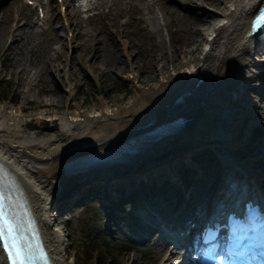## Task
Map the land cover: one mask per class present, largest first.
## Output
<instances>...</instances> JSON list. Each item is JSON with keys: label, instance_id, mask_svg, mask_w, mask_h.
Here are the masks:
<instances>
[{"label": "bare ground", "instance_id": "6f19581e", "mask_svg": "<svg viewBox=\"0 0 264 264\" xmlns=\"http://www.w3.org/2000/svg\"><path fill=\"white\" fill-rule=\"evenodd\" d=\"M16 1L0 0V5L10 2V9ZM46 1L48 3L50 0ZM159 1L61 0L58 6H65V12L61 13L65 28L75 33L80 21L75 22L74 19H79L85 8L87 11L96 10L97 17H104L111 11L115 14L116 9L128 8L151 21L158 11L154 4ZM163 1L158 6L162 11H169L171 5L179 9L185 4L191 9L188 34L192 39L200 38L201 47L196 54L190 50L184 51L176 64L175 57L169 53L171 51L161 52L159 65L155 67L157 79L153 83H145L141 73H136L130 62L129 72L123 76L130 90L127 100L123 101L122 97L108 101L100 96L89 108L78 102L71 110L67 105L61 111L56 109L60 105L52 99L38 101L55 108L50 118L58 121L59 128L48 134H40L33 129L25 131L28 117L24 114L26 106L22 102L0 103V162L14 175L25 196L51 264H71L64 249V235L58 227L60 216L56 209L51 208L56 204L57 194L65 182L74 175L61 170V166L87 153L112 150L132 141L131 153H121L117 160L76 173L92 172L97 177L96 182L112 188L113 180L122 177L120 174L129 176L136 171H147L149 174L144 179L150 180L147 188H150L151 196L142 200L145 205V213L141 212L144 228L138 231L144 238L155 235L158 227L164 230L171 225L180 226L184 220L193 221L200 216L208 217L209 213L216 215L226 208H235L243 195H252L251 189L260 195L264 191V159L261 164L259 157L252 155L250 143L254 133L259 131L255 126L263 123L261 119L264 116L261 104L264 98V28L258 31L252 29V20L264 6V0H207L218 5V9H210L200 0ZM103 8L108 11L104 12ZM88 19L91 21V18ZM4 20L3 13L0 24ZM21 29H25L29 36L33 34L26 24L8 27L7 35L11 42L23 38ZM16 30H19L18 34L14 33ZM96 39L94 36L97 44L99 41ZM74 42L75 36L70 40L75 49ZM77 47L81 48L76 44ZM122 52L121 62L124 63L123 60L129 58L125 51ZM168 64L172 68L167 67ZM87 66L94 71L91 63ZM44 67H50L52 72L53 66L48 59H40L34 74L26 82L28 87L24 91V98L29 97L28 92ZM71 84L68 82L64 90L69 100H74ZM34 115L43 116L44 113ZM178 117L181 121L175 129L142 137L145 132ZM61 137H65V140ZM260 139L263 141L262 136ZM200 148H212L215 152V161L208 168V173L204 174L205 182L200 181L208 187L206 190L196 187L197 182L192 178L187 180L188 183H183L177 174L178 162L186 155H196ZM216 162L223 164L222 171ZM165 164H169L170 168L167 175L177 177L181 187L184 185L191 190L189 194H183L182 202L178 200L180 193L175 187L168 184L167 190L160 183V180H164L156 170L163 167L165 170ZM190 164L199 166V162L194 160ZM237 173L251 174L252 182L242 176L245 181L235 183L230 176ZM129 181L123 180L116 185L128 186ZM115 194L119 195L118 192ZM213 195L218 201L225 199V202L217 203L215 198L212 199ZM153 228L155 231L151 232ZM165 237L156 244L157 254L173 238V233L167 231ZM174 254H177L176 250H167L163 261L172 264ZM0 264H6L1 251Z\"/></svg>", "mask_w": 264, "mask_h": 264}, {"label": "rangeland", "instance_id": "374dc122", "mask_svg": "<svg viewBox=\"0 0 264 264\" xmlns=\"http://www.w3.org/2000/svg\"><path fill=\"white\" fill-rule=\"evenodd\" d=\"M28 1L30 0H17L10 9V2L0 5V14L4 13L5 15L4 23L0 24V78L11 81L12 87L9 93L12 91V93L18 95L15 100L12 98V101L15 102L13 104L22 102L26 106L24 111V114L28 117V125L24 127L26 132L33 129L40 134H48L56 132L59 128L58 121L55 118H50L55 108L44 106L38 101L52 99L60 105V108H56L58 111L65 109L67 105L71 110L74 103L78 102L84 103V107L89 108L92 103H96L97 98L100 96L108 101L123 97V101H125L130 95V90L123 76L129 72L128 64L130 62L133 63V70L138 74L141 73L145 83H153L157 79L158 74L155 67L159 65L158 59L161 52L171 51L169 53H172L175 57L174 64H176V62H180V55L184 51L190 50L193 54H196L201 47L200 38L192 39L188 34L191 21L188 16H192L191 9L185 4L179 9L171 5L169 11H166L168 9L162 11L158 6L165 2L163 0L154 4L157 6L158 11L151 21L147 20L146 16L133 9L128 10V8L125 10L116 9L117 13L114 14V11H111L104 17L93 16L96 10L82 12L81 19H74L75 22L80 21L77 24V31L75 30L78 35L74 31L69 32L70 38L75 36L77 46H81V48H76L75 44L73 52L71 48H67L66 29L52 0L51 3H47L45 6L40 4L46 15L49 11L50 20L44 22L41 25L42 28L38 26L35 35L31 34L29 36V33H25V29H21L23 38L18 42L10 43L7 37L8 27L14 24L13 19L15 18H19V21L15 23L16 25H21L28 20L31 13V8L26 6ZM200 1H204L210 9H218V5L211 4L207 0ZM31 2L36 3L35 1ZM102 10L104 12L108 11L107 8ZM8 12H10L9 16ZM16 14L19 15L16 16ZM87 17H91V21L86 19ZM123 22L126 24H122ZM158 22L160 26H158ZM163 25H165V28ZM30 31L32 30L30 29ZM14 33L18 34L19 30ZM94 36L99 41L97 44ZM7 42L8 48L5 50L4 46ZM123 45L126 46L125 50ZM122 51H125L129 58L128 60L124 59V63L121 62L123 59ZM188 57L189 55L186 58ZM44 58L45 60L48 59L50 65L53 66L52 72H50V67L41 68L39 77L28 92L29 97L24 98V91L28 87L26 82L34 74L37 63ZM88 63L93 65L94 71L88 68ZM54 66L55 69H53ZM167 67L170 68L171 64H168ZM68 82L72 83L75 93L74 100H69L65 93L64 89ZM90 82L94 88L89 85ZM39 112H43L44 115H37L38 117L34 115V113ZM48 120L51 121L48 122ZM263 124L260 128H256L259 129L257 133H262V136H264ZM63 138L65 140V137H61V139ZM97 202L99 203V200ZM136 209L134 207L131 210L128 206L131 217L125 222L126 225L133 224ZM84 212V208H79L74 214L61 215L58 219V227L64 235L67 261L71 264H95L93 251L90 253L91 258L88 257L78 262L74 258L77 248L73 244L78 243L82 249L86 244L87 236L84 229L80 225L76 226L79 215H86ZM71 223L76 226L73 231L74 234L69 233ZM94 224L101 230L106 228L105 235H97L95 243L100 248L102 246L107 248L108 242L113 241L111 240V228L104 226L101 218L95 220ZM127 234L128 232L122 226L118 241L124 243L125 241H122V239L126 240ZM112 243L110 242V245ZM130 246L129 251L123 255L115 252L107 253L109 263L155 264L160 259V255H164L163 252L156 255V248L151 252L143 251V248L149 245L130 244ZM131 248H134L133 252ZM139 255L141 259L138 262H130L128 259V257Z\"/></svg>", "mask_w": 264, "mask_h": 264}, {"label": "water", "instance_id": "95a60500", "mask_svg": "<svg viewBox=\"0 0 264 264\" xmlns=\"http://www.w3.org/2000/svg\"><path fill=\"white\" fill-rule=\"evenodd\" d=\"M180 121L181 119L178 117L167 124L159 125L156 128L145 132L142 135V137H152V136L167 133L175 129L180 124ZM131 143L132 141H128L124 145L116 147L112 150L90 152V153H87L86 155L76 157L69 162H65L61 166V170H63L64 172L72 173L74 175L65 182V184L59 191L58 193L59 199L57 202L59 203L65 197L71 195L80 186L90 185L95 181V179H97V177L94 176L92 172L84 173V174L76 173V172L82 171L85 169L88 170L91 167L98 166L101 164H106L114 160H117L120 157L121 153H124V152L131 153L133 151L132 148L130 147ZM139 168L141 167L139 166ZM16 186H18V184H16Z\"/></svg>", "mask_w": 264, "mask_h": 264}, {"label": "trees", "instance_id": "16d2710c", "mask_svg": "<svg viewBox=\"0 0 264 264\" xmlns=\"http://www.w3.org/2000/svg\"><path fill=\"white\" fill-rule=\"evenodd\" d=\"M89 85H91L92 88H94L91 82ZM11 87H12V84L10 80H6V79L0 80V101H11L12 102V98L15 100V98L18 95H15L14 93H12V91L9 93V90H11ZM84 208L86 209V211L91 212V214L85 217L79 215L80 217L76 220V226L80 225L84 229V232L87 236L86 244H85L86 251H81L79 248V245L74 243L73 245L77 248L74 258L77 262L83 259H87L89 257V252L91 250H94L95 255H96L94 259L95 264H108L106 256H105V251L104 250L102 251L98 247H95L96 244L94 243L96 236L101 234V229L96 227L94 224L95 220L97 219L99 220V218L101 217V213L98 211V209H96V206L94 203H86ZM119 211H120V208H119ZM117 220H118V217H115L113 220H111V222H109L111 223L112 227H115ZM76 226L73 225L70 228V232H69L70 234L73 233L74 228ZM107 250L111 251L112 249L110 248Z\"/></svg>", "mask_w": 264, "mask_h": 264}, {"label": "snow or ice", "instance_id": "6c2138e0", "mask_svg": "<svg viewBox=\"0 0 264 264\" xmlns=\"http://www.w3.org/2000/svg\"><path fill=\"white\" fill-rule=\"evenodd\" d=\"M256 22L259 23L260 19ZM17 231L18 225L15 223V217L6 206L5 197L0 192V241H8L5 248L8 249V258L11 260V264H28L32 259L29 254L30 245L20 243L15 235Z\"/></svg>", "mask_w": 264, "mask_h": 264}]
</instances>
